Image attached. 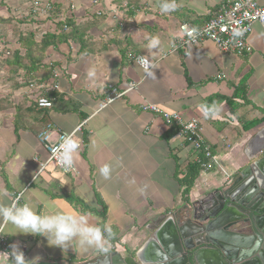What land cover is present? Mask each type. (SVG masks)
Wrapping results in <instances>:
<instances>
[{
    "label": "crops",
    "instance_id": "crops-1",
    "mask_svg": "<svg viewBox=\"0 0 264 264\" xmlns=\"http://www.w3.org/2000/svg\"><path fill=\"white\" fill-rule=\"evenodd\" d=\"M46 1L52 9L35 17L28 0L12 7L25 19L19 25L21 35L32 34L39 43L47 32L57 36L66 27L67 40L46 50L40 71L23 70L33 68L29 59L21 60L18 69L12 62H0V204L20 195V203L39 215H84L89 225L97 226L96 216L81 213L64 195L100 211L99 196L106 209L104 227H110L117 240L113 246L107 243V251L82 247L77 240L61 249L49 245L44 236H9L13 229L0 225L5 234L0 251L18 244L26 259L39 256V264H94L108 256L115 264H142L138 252L158 220L171 216L182 221L185 207L232 184L252 157L264 156V32L253 26L248 37L252 51L245 56L222 53L208 41L189 48L187 55L182 49L169 55L180 24L199 27L228 0ZM255 1L264 6V0ZM163 3L176 8L162 12ZM71 34L83 36L81 51V36ZM151 39L158 40L155 47H149ZM136 58L151 62L152 68L144 71ZM36 80L47 87L58 85L59 90L46 91L60 96L51 109L34 108L36 92L28 83ZM130 85L132 90L99 109L112 88L123 92ZM146 104L197 119L226 175L215 168L200 171L184 192L180 182L187 166L202 156L176 134L165 141L169 129L159 116L141 110ZM43 118L55 133H70L81 125L77 139L82 146L73 153V173L64 174L51 163L38 172L34 159H47L38 140ZM105 165L107 179L100 172ZM145 255L150 260L147 249ZM203 259L193 263L219 261L209 254Z\"/></svg>",
    "mask_w": 264,
    "mask_h": 264
},
{
    "label": "water",
    "instance_id": "water-1",
    "mask_svg": "<svg viewBox=\"0 0 264 264\" xmlns=\"http://www.w3.org/2000/svg\"><path fill=\"white\" fill-rule=\"evenodd\" d=\"M151 229L137 255L142 264H191L190 256L197 263L203 253L218 264H264V156L252 157L232 184L185 207L182 221L169 216ZM94 264L115 262L108 256Z\"/></svg>",
    "mask_w": 264,
    "mask_h": 264
},
{
    "label": "built area",
    "instance_id": "built-area-1",
    "mask_svg": "<svg viewBox=\"0 0 264 264\" xmlns=\"http://www.w3.org/2000/svg\"><path fill=\"white\" fill-rule=\"evenodd\" d=\"M51 5L52 3L46 0H33L30 4V13L34 17L43 15L52 9ZM256 24L261 26L264 32V6H259L255 0H228L213 17L209 18L201 26L193 27L186 23L180 24L178 27L179 36L175 38L167 54L170 55L182 49L184 54L187 55L189 48L198 47L201 43L208 41L222 53L235 54L237 56L249 55L252 48L248 42V37L252 32L253 26ZM162 58H165V55H162ZM141 59L144 60L143 64L140 63ZM136 63L146 72L153 66L151 62L144 58H136ZM56 77L57 75L54 74V78ZM28 87L30 90H35L36 92L37 97L34 101L38 108L49 109L52 107L51 102L45 98L44 93L48 90H59L57 84L47 87L45 84H38L35 81H31ZM132 89L133 86L131 85L123 92H118V90L112 88L109 97L104 104L99 105V109L121 98L126 92ZM141 110L159 116L168 129L174 130L176 136L180 137L193 152L202 156V159H198L197 161L202 172L206 173L210 169L215 168L223 175H226L219 162L212 156L210 147L205 143L202 127L197 119H185L178 113L166 112L150 104L142 106ZM80 129L81 125L77 126L70 133H55L51 125H46L39 132L38 140L47 154L45 162H38L34 159L39 165V173L49 163L53 164L64 174H71L75 171L73 162L72 167L65 170L58 163L56 156L57 149L60 148L66 138H71L78 146L77 149L81 148L82 140L77 139V134L80 133ZM54 134L55 138L52 140L51 138ZM0 233H2L1 230ZM109 244L113 246V244ZM0 245H5V238L2 235H0Z\"/></svg>",
    "mask_w": 264,
    "mask_h": 264
},
{
    "label": "clouds",
    "instance_id": "clouds-1",
    "mask_svg": "<svg viewBox=\"0 0 264 264\" xmlns=\"http://www.w3.org/2000/svg\"><path fill=\"white\" fill-rule=\"evenodd\" d=\"M31 4V1H30ZM30 4L28 7H30ZM162 12L175 10L174 3H163L160 5ZM158 40L151 39L149 47H155ZM143 64L144 60L141 59ZM77 145L66 138L60 148L57 149V160L65 170L72 167L73 153ZM105 179L108 178V166L105 165L100 169ZM17 196L10 203L0 204V225L5 229L11 227V235L32 234L44 236L51 246L67 249L71 241L77 240L80 246H94L100 251H107V237L112 235L111 228H104L89 225L84 215L73 216L62 212H54L50 215H39L33 211L28 204H21ZM107 234V237L106 235ZM0 235H5L0 233ZM40 257L36 256L31 260L25 258L24 253L20 250L18 244L11 245L10 251H0V264H39Z\"/></svg>",
    "mask_w": 264,
    "mask_h": 264
},
{
    "label": "trees",
    "instance_id": "trees-1",
    "mask_svg": "<svg viewBox=\"0 0 264 264\" xmlns=\"http://www.w3.org/2000/svg\"><path fill=\"white\" fill-rule=\"evenodd\" d=\"M33 0H31L32 2ZM0 5L4 6L5 5V2L4 0H0ZM53 12V11H52ZM52 12H49L48 14L52 15ZM24 18V17H23ZM25 19H23L20 23H22ZM9 24L10 23V20H4V23L3 24ZM66 27L60 29V34H58L57 36H53L51 34H47L44 35L42 37V39L40 40L39 43H36L34 42V36L32 34H29V36L25 37L22 34V32L19 34V37H16L17 39H15V42L13 45L12 42H5V40L3 39V41L5 43H3V51H6L7 52V57L4 59V63L5 64H16L17 65V69L19 67V63L21 62V60L23 59H26L30 61V65L33 67L31 69L30 67V70L26 67V66H23V70H26V72L29 74V73H33V72H36V71H40L43 67H45L44 63L42 62L43 61V57H44V54L46 52V50L50 47H56L58 45V43H61L63 41H66L67 40V37H65L63 34L64 32L66 31ZM72 37H75V38H80V34L79 35H75V34H71ZM82 39H83V36H81V38L79 39V46H80V51H81V48H82ZM11 46H14V47H11ZM9 58H11V60H9ZM7 60V61H6ZM34 62H33V61ZM3 62V60H2ZM1 62V63H2ZM28 62V61H27ZM10 64V65H11ZM22 68V67H21ZM51 73V69H48L47 71H45V74L49 76V74ZM47 76V77H48ZM39 81V80H38ZM37 80L35 82H38ZM29 84V83H28ZM48 92H46V96H45V93H44V96L45 98H47L51 104H52V101L54 100H60V96H58L57 94H50V95H47ZM36 94L33 96V100L36 98ZM35 102V101H34ZM35 107L34 108H38L36 106V104L34 103ZM52 108V107H51ZM49 108V109H51ZM38 109H41V108H38ZM43 126H46V125H49V122L47 119H44L43 118ZM176 133L174 132V130L172 129H169L166 134L163 136V139L165 141L169 140L171 137H173ZM200 167L198 164L196 163H191L187 166V169H186V174L184 176V178L181 180V184L185 185V190L184 192L188 193L190 188L192 187V185L194 184L195 180L197 179L198 175H199V172H200ZM64 199H66V201L75 206V207H79L81 208V213H89V214H92L94 216H96L98 219H99V222L97 224L98 227H101V228H104V224H105V219H106V209L105 207L102 205V202H101V199L99 196H96V202H97V206L101 207V210L98 211V210H95L94 208H90L88 206H86L81 200L75 198L74 196L72 195H64ZM112 231V235L110 237H107V234L106 237H107V240H108V243H111V244H114L115 241L117 240L115 234L113 233V230L111 229Z\"/></svg>",
    "mask_w": 264,
    "mask_h": 264
},
{
    "label": "rangeland",
    "instance_id": "rangeland-1",
    "mask_svg": "<svg viewBox=\"0 0 264 264\" xmlns=\"http://www.w3.org/2000/svg\"><path fill=\"white\" fill-rule=\"evenodd\" d=\"M11 1H14L15 4L11 3ZM17 2H20V0H6L4 6L0 5V62L4 60L5 57H7V52L2 50L3 43L9 42L11 39L14 41L15 39H17L16 37H18L21 33L19 31V25L24 18L14 9H12V7H15L17 4H19ZM11 9L13 10V12L11 11ZM7 19L10 20V23L3 24L4 20ZM3 39L5 40V42L3 41ZM12 40L10 42H12Z\"/></svg>",
    "mask_w": 264,
    "mask_h": 264
},
{
    "label": "flooded vegetation",
    "instance_id": "flooded-vegetation-1",
    "mask_svg": "<svg viewBox=\"0 0 264 264\" xmlns=\"http://www.w3.org/2000/svg\"><path fill=\"white\" fill-rule=\"evenodd\" d=\"M204 250H205V249H204ZM190 254H192V252L189 253V255H190ZM206 256H207V254L203 253V254H202V259H200L199 263H201V261L204 260L203 258L206 257ZM189 260H190V263H191V264H194V263H193L194 260H193V257H192V256L189 257ZM203 262H204V261H203Z\"/></svg>",
    "mask_w": 264,
    "mask_h": 264
}]
</instances>
